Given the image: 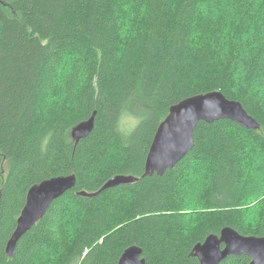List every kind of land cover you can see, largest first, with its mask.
I'll return each instance as SVG.
<instances>
[{
	"label": "trees",
	"instance_id": "1",
	"mask_svg": "<svg viewBox=\"0 0 264 264\" xmlns=\"http://www.w3.org/2000/svg\"><path fill=\"white\" fill-rule=\"evenodd\" d=\"M258 2L0 0V264H118L134 245L146 264H200L193 248L225 227L264 237V197L255 227L247 224L256 159L264 174ZM213 91L239 101L260 129L201 123L186 158L163 177L143 179L170 108ZM95 112V131L75 143L72 129ZM126 118L137 124L123 134ZM196 164L208 173L192 226L184 223L183 189L199 180ZM72 174L76 188L51 204L10 259L7 244L29 189ZM122 174L140 181L95 198L78 195ZM250 263L243 255L221 264Z\"/></svg>",
	"mask_w": 264,
	"mask_h": 264
},
{
	"label": "water",
	"instance_id": "2",
	"mask_svg": "<svg viewBox=\"0 0 264 264\" xmlns=\"http://www.w3.org/2000/svg\"><path fill=\"white\" fill-rule=\"evenodd\" d=\"M95 112L92 117L77 124L71 131L75 143L87 139L96 126ZM231 121L247 129L259 130L260 124L244 109L239 101L228 99L222 92L201 93L184 99L170 108L169 115L159 126L150 148L146 165V177L157 174L163 177L174 169L195 147V132L199 124ZM77 176H57L33 185L27 194L26 204L17 221V227L6 248L14 259L19 242L40 222L51 204L77 186ZM140 181L133 175H116L95 193L81 192L84 198H95L107 190L132 185ZM246 255L250 264H264V237L245 236L232 227H225L220 234H212L192 252L200 264H221L231 256ZM144 250L134 245L127 248L118 264H146Z\"/></svg>",
	"mask_w": 264,
	"mask_h": 264
},
{
	"label": "rangeland",
	"instance_id": "3",
	"mask_svg": "<svg viewBox=\"0 0 264 264\" xmlns=\"http://www.w3.org/2000/svg\"><path fill=\"white\" fill-rule=\"evenodd\" d=\"M228 1H230V0H228ZM262 1L263 0H259L258 3H261ZM211 6L213 7V5H211ZM229 7H230V2H228L226 9H224L222 11L224 14V17H226ZM263 10H264V5H263ZM136 124H137V122L133 119H130V118L124 119V121L121 124L122 133L126 134L128 132H131V130H133L135 128ZM200 161L202 162L201 159H200ZM258 161L259 160L256 159V163L253 166L252 171L250 173V184H249L250 187L248 188V191H250V195L248 194V196L250 199V206L252 207V209L248 212V223H247L248 229H252L255 227V225L258 221V216H259L260 212L262 211L261 204H263L262 199L264 197V174L258 175V171H257V162ZM192 170H194V177L199 178V180L197 182L191 181L190 184H184L183 190H184V198H185L186 204H185V210H184L185 215L183 218H184V223L186 225L189 223L192 226H194V225L197 226L198 225L197 224V216L201 215V204L199 202L202 201V192L200 190L203 189V187H205L204 184L207 181L208 171L203 165L201 166V164H196L194 167H192L191 171ZM253 181H254V183L252 184ZM76 219H78V217H76ZM66 227H67V224L65 226V229H66ZM69 233H71V232H69ZM192 252H193V250H192ZM191 255H192V253H191Z\"/></svg>",
	"mask_w": 264,
	"mask_h": 264
}]
</instances>
